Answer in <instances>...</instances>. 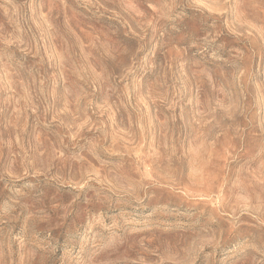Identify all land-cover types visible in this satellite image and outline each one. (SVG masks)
<instances>
[{
  "label": "rangeland",
  "instance_id": "374dc122",
  "mask_svg": "<svg viewBox=\"0 0 264 264\" xmlns=\"http://www.w3.org/2000/svg\"><path fill=\"white\" fill-rule=\"evenodd\" d=\"M0 264H264V0H0Z\"/></svg>",
  "mask_w": 264,
  "mask_h": 264
}]
</instances>
